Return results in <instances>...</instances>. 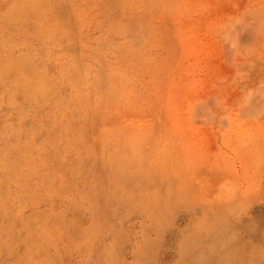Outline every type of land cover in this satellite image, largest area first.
I'll return each instance as SVG.
<instances>
[{
  "label": "rangeland",
  "instance_id": "1",
  "mask_svg": "<svg viewBox=\"0 0 264 264\" xmlns=\"http://www.w3.org/2000/svg\"><path fill=\"white\" fill-rule=\"evenodd\" d=\"M0 264H264V0H0Z\"/></svg>",
  "mask_w": 264,
  "mask_h": 264
}]
</instances>
